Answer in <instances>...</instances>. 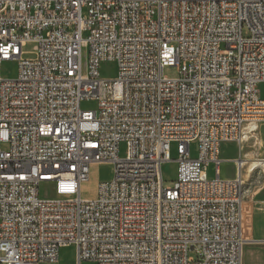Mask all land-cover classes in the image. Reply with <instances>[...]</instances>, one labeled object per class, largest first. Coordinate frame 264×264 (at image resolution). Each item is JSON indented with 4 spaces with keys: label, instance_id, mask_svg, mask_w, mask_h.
I'll return each mask as SVG.
<instances>
[{
    "label": "built area",
    "instance_id": "obj_1",
    "mask_svg": "<svg viewBox=\"0 0 264 264\" xmlns=\"http://www.w3.org/2000/svg\"><path fill=\"white\" fill-rule=\"evenodd\" d=\"M263 83L264 0H0V264H59L67 246L75 264H244ZM96 164L112 177L84 196Z\"/></svg>",
    "mask_w": 264,
    "mask_h": 264
},
{
    "label": "rangeland",
    "instance_id": "obj_2",
    "mask_svg": "<svg viewBox=\"0 0 264 264\" xmlns=\"http://www.w3.org/2000/svg\"><path fill=\"white\" fill-rule=\"evenodd\" d=\"M34 48L33 44H28L25 50L28 52L24 55V58H31L33 55L30 53ZM17 62L15 60H9L3 63L2 73L4 76L12 77L16 74ZM101 73L104 76L114 77L117 74V65L114 62L103 63L101 66ZM164 74L170 78H175L180 75L179 66H167ZM260 91L264 97V83L260 85ZM83 109H95V102H84L82 104ZM246 141L244 142L243 153L247 154V159H264V122L259 124V127L248 134ZM236 146V147H235ZM195 150V145H193ZM125 146L121 148V154L124 153ZM240 150V143L235 142L227 149L228 154H232L230 157L234 159L237 156V152ZM195 155V152H194ZM171 157L177 158L176 146H172ZM250 161L243 169V179L245 181L244 195V235L245 237L252 239L247 243L244 250V264H264V242H258L253 240L250 231L251 220V208L253 203L257 201L261 196H264V166L255 168L250 172ZM112 165L108 164H96L91 170V179L84 186V196H94L96 193L97 183L102 180H107L112 177ZM163 174L165 178V186L169 187L173 184V180L177 175V164L175 161H169L163 166ZM236 174V166L232 161L225 160L222 164V175L226 177H234ZM213 173L210 171V176ZM41 196L43 195V188L41 189ZM52 195V193H51ZM75 247L67 246L63 247L60 251L59 264H75ZM83 264H92L90 262H84Z\"/></svg>",
    "mask_w": 264,
    "mask_h": 264
},
{
    "label": "crops",
    "instance_id": "obj_3",
    "mask_svg": "<svg viewBox=\"0 0 264 264\" xmlns=\"http://www.w3.org/2000/svg\"><path fill=\"white\" fill-rule=\"evenodd\" d=\"M231 145H234V143H224L222 145L221 156L224 160L232 159V157H230L232 154L227 153V149ZM239 154L240 150L237 152V156L235 158H237ZM250 215V231L253 240L264 242V196H261L257 201H255V203H253Z\"/></svg>",
    "mask_w": 264,
    "mask_h": 264
},
{
    "label": "bare ground",
    "instance_id": "obj_4",
    "mask_svg": "<svg viewBox=\"0 0 264 264\" xmlns=\"http://www.w3.org/2000/svg\"><path fill=\"white\" fill-rule=\"evenodd\" d=\"M248 128H251L250 126H248ZM253 129V128H252ZM247 133V132H246ZM247 137H249L248 136V134H246L245 135V137H244V139L246 140V138ZM250 161V163H251V165L253 166V167H257V168H259V167H261V166H264V159H262V158H255V159H252V160H249ZM245 164H247V163H244L243 165H245Z\"/></svg>",
    "mask_w": 264,
    "mask_h": 264
}]
</instances>
